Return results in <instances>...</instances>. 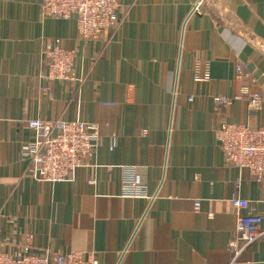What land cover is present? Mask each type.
<instances>
[{
    "label": "crops",
    "instance_id": "0c3cea01",
    "mask_svg": "<svg viewBox=\"0 0 264 264\" xmlns=\"http://www.w3.org/2000/svg\"><path fill=\"white\" fill-rule=\"evenodd\" d=\"M40 1L0 0V249L30 234L35 252H94L98 264H264V234L235 259L228 251L231 199L246 198L264 229V189L224 163L214 136L223 122L264 128V101L255 114L247 104L264 96V0H203L191 15L196 0H118L117 30L85 42L73 18L44 19ZM55 38L76 50L73 82L42 77ZM198 58L204 83L193 81ZM77 113L98 125L92 157L66 182L35 180L26 121ZM122 166L150 202L122 195Z\"/></svg>",
    "mask_w": 264,
    "mask_h": 264
},
{
    "label": "built area",
    "instance_id": "2783aa9c",
    "mask_svg": "<svg viewBox=\"0 0 264 264\" xmlns=\"http://www.w3.org/2000/svg\"><path fill=\"white\" fill-rule=\"evenodd\" d=\"M202 2L203 0H196L189 8V15L200 12ZM39 11L44 19L73 18L77 38L84 42L95 41L102 33L117 30L123 18L119 16V12L124 13L118 0H41ZM75 54L74 48L64 45L58 38L48 41L40 52V59L45 67L42 76L45 81L49 84L53 81L76 80ZM191 72L193 81L206 82L209 76L208 61L195 59ZM235 73L237 77L248 76L239 65L236 66ZM40 91L48 93L49 86H41ZM241 97L242 93H238L232 99L238 100ZM263 101L264 96L260 93L249 96V112L255 114ZM214 102L217 112L229 105V101L224 99ZM102 104L113 105L108 102ZM26 126L34 131V136L31 142L24 144L21 149L29 161V172L37 181H68L69 174L83 168L100 142L98 125L81 120L79 113L70 120H27ZM214 136L224 163L239 171H246L249 178L264 189V128L223 122L215 128ZM121 170L122 195L150 202L144 185L138 180L135 167L122 166ZM235 183L238 189L240 183L238 180ZM231 202L235 214L234 236L227 246L235 259L245 248L259 240L264 234V229L261 226L262 214L249 211L246 198L233 197ZM199 204V200H196L194 211L198 210ZM31 238L30 234H26L24 242L14 250L0 249V264H98L94 252H88L86 255L78 251L58 252L54 255L46 250L35 252Z\"/></svg>",
    "mask_w": 264,
    "mask_h": 264
}]
</instances>
